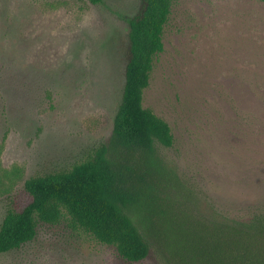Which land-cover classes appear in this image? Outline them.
I'll return each instance as SVG.
<instances>
[{
	"label": "rangeland",
	"instance_id": "1",
	"mask_svg": "<svg viewBox=\"0 0 264 264\" xmlns=\"http://www.w3.org/2000/svg\"><path fill=\"white\" fill-rule=\"evenodd\" d=\"M143 107L163 119L154 144L194 207L232 221L264 214V1L172 0ZM140 0H0V223L29 201L30 177L70 169L108 141L127 59L126 18ZM133 220L134 216H131ZM153 246V245H152ZM0 264L140 263L40 224Z\"/></svg>",
	"mask_w": 264,
	"mask_h": 264
},
{
	"label": "trees",
	"instance_id": "2",
	"mask_svg": "<svg viewBox=\"0 0 264 264\" xmlns=\"http://www.w3.org/2000/svg\"><path fill=\"white\" fill-rule=\"evenodd\" d=\"M172 4L140 0L126 18L124 82L108 141L68 170L24 182L30 201L6 211L0 254L31 242L40 224L65 223L126 263L144 261L157 245L167 264H264V214L246 221L202 214L155 156V143L170 148L174 139L168 124L143 107V93L163 51Z\"/></svg>",
	"mask_w": 264,
	"mask_h": 264
}]
</instances>
